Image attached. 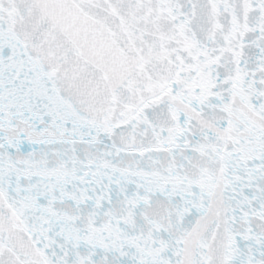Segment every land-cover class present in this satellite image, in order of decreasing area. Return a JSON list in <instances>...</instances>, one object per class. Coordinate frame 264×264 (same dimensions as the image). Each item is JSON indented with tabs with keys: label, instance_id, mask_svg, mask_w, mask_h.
Masks as SVG:
<instances>
[{
	"label": "snow or ice",
	"instance_id": "obj_1",
	"mask_svg": "<svg viewBox=\"0 0 264 264\" xmlns=\"http://www.w3.org/2000/svg\"><path fill=\"white\" fill-rule=\"evenodd\" d=\"M0 264H264V0H0Z\"/></svg>",
	"mask_w": 264,
	"mask_h": 264
}]
</instances>
